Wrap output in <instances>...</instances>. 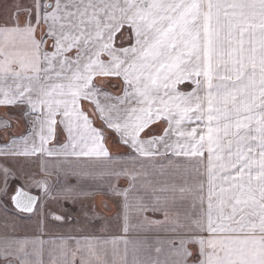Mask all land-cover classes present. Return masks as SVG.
Masks as SVG:
<instances>
[{
    "label": "snow or ice",
    "instance_id": "1",
    "mask_svg": "<svg viewBox=\"0 0 264 264\" xmlns=\"http://www.w3.org/2000/svg\"><path fill=\"white\" fill-rule=\"evenodd\" d=\"M0 109V205L95 194L52 195L55 171L118 198L125 236L168 234L61 240L47 264H264V0H0ZM23 163L42 197L10 190ZM44 243L6 236L0 264Z\"/></svg>",
    "mask_w": 264,
    "mask_h": 264
},
{
    "label": "rangeland",
    "instance_id": "2",
    "mask_svg": "<svg viewBox=\"0 0 264 264\" xmlns=\"http://www.w3.org/2000/svg\"><path fill=\"white\" fill-rule=\"evenodd\" d=\"M10 115L15 122L19 121L18 113H10ZM22 133L23 131L20 132V134ZM18 171H21L24 175L21 179L12 182L10 190L14 192L15 188L21 187L25 188L31 195L38 198L42 197L43 193L41 190L31 186L32 180L29 179V176H33V174L35 180L45 179L40 168L37 165L23 163L18 167ZM47 180L52 189L54 185L53 178L47 177ZM109 203H112L114 207L112 204L109 206ZM115 203H117V208ZM119 205L118 198L117 200L104 201V203H99L98 200L94 199L78 200L75 203L63 199H49L45 205L43 216H32L27 213H18V210L8 200L6 205H0V236L54 233L84 235L116 233L117 231H114V227L117 225L114 226L113 224L120 221L118 214ZM49 212L61 215L65 217V220L63 222L55 221L48 215ZM41 221H43L42 224L40 223ZM153 255H155L154 252Z\"/></svg>",
    "mask_w": 264,
    "mask_h": 264
},
{
    "label": "crops",
    "instance_id": "3",
    "mask_svg": "<svg viewBox=\"0 0 264 264\" xmlns=\"http://www.w3.org/2000/svg\"><path fill=\"white\" fill-rule=\"evenodd\" d=\"M115 83V81H114ZM85 107H87L85 105ZM10 115V114H9ZM4 116V110L0 109V117ZM12 124L13 127L10 131V135H15V136H20L25 134V127H24V123L23 121H19V122H15L12 119ZM22 134H20V132H22ZM0 143H3L2 141H0ZM109 150L111 152L112 155H116V156H121V157H125V149L122 146H117L115 144H112L111 142L108 145ZM51 159V163L49 164L50 168H53L55 166V164L57 163L55 158H50ZM60 167L66 168L68 167L67 165H60ZM42 173V172H41ZM42 175H44L42 173ZM49 178H53L54 180V185L52 188V195H56L57 193H60L61 191L64 190L65 187L68 188H72V187H79L81 188L84 192L87 193H95L94 195H90V196H86V197H82L79 200H88V199H94V200H98L99 203H104V201H110L111 199L114 200L117 198H115L114 196L108 194V190L107 188H103V189H99L97 188V183L98 182H94L91 180H81L78 182L77 178L72 175V174H68L67 176H64L62 173L58 174L55 171H53V174L51 176H49ZM128 186V182L124 179H121L119 181L118 187L119 188H126ZM143 194V193H140ZM120 200H122V198H119ZM112 203H109V206ZM105 206H108L106 204H104ZM104 206V207H105ZM112 206L114 207V205L112 204ZM115 206L117 208V203H115ZM120 208H118V214H119V223H115L113 224L114 226L117 225L116 227H114V231H117L116 233H110V234H71V233H54V234H24V235H15V236H7L10 238H17V239H40L42 241H45V243L42 245L43 247V254L41 256V259L43 261H45V264H47V262L49 261V251H52L53 253H55V251L58 248V244L59 241L61 240H66L71 244H75L76 240H81L83 241L84 239H94V238H99V239H116L118 241H121L120 243V247H123V243L122 241L124 239H128V240H142V239H147L149 242H155V240L157 239H164L166 238V235L163 232H147V233H136V232H130L127 236H125V234L122 231V226H123V219H122V208L119 205ZM117 210V209H116ZM146 215L150 218V219H163V215L160 213H156L153 214L151 212L146 213ZM6 236H0V239H3ZM47 241H56L57 243L53 244V243H47Z\"/></svg>",
    "mask_w": 264,
    "mask_h": 264
}]
</instances>
